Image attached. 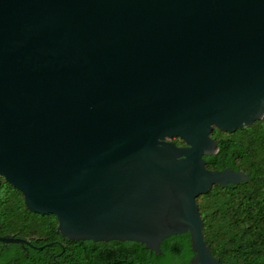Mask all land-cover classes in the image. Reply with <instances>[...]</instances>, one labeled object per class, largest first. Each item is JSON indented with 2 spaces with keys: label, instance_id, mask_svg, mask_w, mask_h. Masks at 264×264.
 <instances>
[{
  "label": "water",
  "instance_id": "95a60500",
  "mask_svg": "<svg viewBox=\"0 0 264 264\" xmlns=\"http://www.w3.org/2000/svg\"><path fill=\"white\" fill-rule=\"evenodd\" d=\"M263 117L264 0H0V177L67 239L219 264L195 198L247 173L202 156Z\"/></svg>",
  "mask_w": 264,
  "mask_h": 264
},
{
  "label": "trees",
  "instance_id": "16d2710c",
  "mask_svg": "<svg viewBox=\"0 0 264 264\" xmlns=\"http://www.w3.org/2000/svg\"><path fill=\"white\" fill-rule=\"evenodd\" d=\"M210 136L217 148L202 156L205 167L230 168L247 177L213 184L196 196L203 239L219 264H264V129L255 120L229 133L212 128ZM55 226L52 214L27 210L21 193L0 177V235L34 246L0 242V264H189L193 254L187 232L164 238L160 253H154L134 241L70 240Z\"/></svg>",
  "mask_w": 264,
  "mask_h": 264
},
{
  "label": "flooded vegetation",
  "instance_id": "af4514ba",
  "mask_svg": "<svg viewBox=\"0 0 264 264\" xmlns=\"http://www.w3.org/2000/svg\"><path fill=\"white\" fill-rule=\"evenodd\" d=\"M264 118V117H263ZM172 141L176 144V145H182V141L177 139V138H173Z\"/></svg>",
  "mask_w": 264,
  "mask_h": 264
},
{
  "label": "rangeland",
  "instance_id": "374dc122",
  "mask_svg": "<svg viewBox=\"0 0 264 264\" xmlns=\"http://www.w3.org/2000/svg\"><path fill=\"white\" fill-rule=\"evenodd\" d=\"M257 121H259L260 125H261L262 128L264 129V118L259 119V120H257Z\"/></svg>",
  "mask_w": 264,
  "mask_h": 264
}]
</instances>
